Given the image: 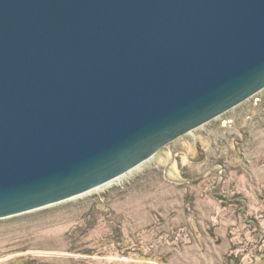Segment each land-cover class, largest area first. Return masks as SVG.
<instances>
[{
    "label": "water",
    "instance_id": "obj_1",
    "mask_svg": "<svg viewBox=\"0 0 264 264\" xmlns=\"http://www.w3.org/2000/svg\"><path fill=\"white\" fill-rule=\"evenodd\" d=\"M264 88V0H0V219L118 179Z\"/></svg>",
    "mask_w": 264,
    "mask_h": 264
},
{
    "label": "rangeland",
    "instance_id": "obj_2",
    "mask_svg": "<svg viewBox=\"0 0 264 264\" xmlns=\"http://www.w3.org/2000/svg\"><path fill=\"white\" fill-rule=\"evenodd\" d=\"M112 182L0 219V264H264V88Z\"/></svg>",
    "mask_w": 264,
    "mask_h": 264
}]
</instances>
